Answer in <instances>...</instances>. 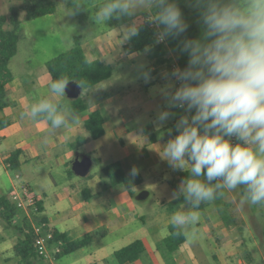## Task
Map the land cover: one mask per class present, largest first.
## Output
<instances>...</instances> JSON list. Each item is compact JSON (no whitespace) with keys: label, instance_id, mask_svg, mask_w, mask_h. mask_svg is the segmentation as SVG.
Listing matches in <instances>:
<instances>
[{"label":"crops","instance_id":"obj_1","mask_svg":"<svg viewBox=\"0 0 264 264\" xmlns=\"http://www.w3.org/2000/svg\"><path fill=\"white\" fill-rule=\"evenodd\" d=\"M122 35V28L117 26L88 37L82 43L89 60L100 59L111 63L115 66V70L110 78L82 90L81 94H84L82 101L87 108L81 112L74 113L63 97H56L51 93L49 88L51 76L46 63L39 65L36 70L28 69L24 75L15 74L13 80L6 85L7 98L13 104L0 110V117H8L11 120L8 126L0 130V151L7 153V157L13 150L21 151L18 171L22 183L27 184L33 190L30 179L25 178L21 170L23 164H39L46 161L48 164L54 162L66 168L68 164H72L77 154H87L92 158V165L95 159L100 167L99 172L92 175L89 173L84 177L73 172L75 176H66L64 183L57 182L50 177L51 184L47 191L42 189L38 193L35 192L40 198L37 204V217L44 219L52 230L67 233L72 239L91 234L95 242L94 238H97L99 233L98 236L102 237L118 235L121 229L136 223V219L143 221L144 218H152L153 215L158 214L146 211H141L139 214L137 211L138 206L135 201L141 200H137L135 195L139 193L137 192L138 187L148 180L158 185L160 204L158 208L163 209L165 206L171 208L166 217L154 223L153 231L168 229L170 218L174 213L190 210L185 207V203L170 206L173 201L172 194L177 190L173 182L182 176L183 171H173L157 150L169 139L174 138L178 132L177 130L169 131L163 124L158 127L160 132L162 131L161 134L157 133L153 121L143 120L152 117L154 101L148 89L155 80L152 78L143 85L133 84L129 76H131L130 72L136 68L135 57L141 52L126 51L124 46L128 41H125ZM150 65L146 67V70L153 74L158 68ZM161 74L160 77H162ZM27 79L30 83H27ZM31 87L36 89L28 91ZM157 92L161 93L160 90ZM41 99H49L57 103L61 109L66 107L76 119L70 120L68 127L52 132L49 131V123L43 119L32 120L22 116L26 108ZM130 109H134V113H131ZM165 110L170 111L166 108L163 111ZM93 111H100L104 118V133L98 138H92L84 125L85 119ZM79 137L84 138L80 144L76 142ZM112 162H120L127 174L136 169L141 175L142 182L133 188L134 194L123 186H103L101 177L103 167ZM36 184L43 185L37 182ZM0 192H4L1 182ZM9 192L6 195L9 196ZM204 206H206L204 209L207 214H210L209 217L214 215V208L211 204ZM200 209L203 208L200 206ZM13 223H17V218L13 219ZM6 234L12 235L10 231L0 227V264H7L10 260L19 264L20 260L13 250L19 236L12 241ZM163 238L155 239L153 243H150L146 237H143L141 241L145 245L148 260L145 259L142 262L140 257L123 264H166L165 257L157 250V245ZM213 243L215 242L211 241L210 246L213 247ZM245 245L248 250L244 255L233 258L223 254L217 256L212 252L210 257L216 264V260L220 264H264V240L258 243L252 239ZM87 247L74 253L82 252ZM248 252L250 254H247ZM172 256L173 264H198L195 255H186L185 252L179 251ZM54 261L37 258L32 264H53ZM92 261L98 264H120L115 259L108 261L103 257H97L86 264Z\"/></svg>","mask_w":264,"mask_h":264},{"label":"clouds","instance_id":"obj_2","mask_svg":"<svg viewBox=\"0 0 264 264\" xmlns=\"http://www.w3.org/2000/svg\"><path fill=\"white\" fill-rule=\"evenodd\" d=\"M193 3L200 10L203 36L183 41L181 50L189 56L188 65L171 73L180 87L173 92L168 84L160 91L169 108L195 109V114L191 119L181 117L175 126L178 135L157 150L173 171L189 174L171 199L183 197L190 210L177 211L170 218L174 235L189 244L200 239L196 209L225 191L242 187L241 204L264 206V0ZM138 12H146L148 22L162 27L157 42L187 31L181 10L171 0H107L96 12L95 22L108 25L113 18L133 17ZM138 34L134 23L124 30L123 39ZM143 78L147 82L150 76L145 73ZM68 83L65 78L51 82V93L66 96ZM172 115L161 111L157 127ZM22 116L43 119L52 132L76 119L66 107L61 109L49 99L31 104ZM232 137L238 142L233 144ZM137 174L136 169L130 173Z\"/></svg>","mask_w":264,"mask_h":264},{"label":"rangeland","instance_id":"obj_3","mask_svg":"<svg viewBox=\"0 0 264 264\" xmlns=\"http://www.w3.org/2000/svg\"><path fill=\"white\" fill-rule=\"evenodd\" d=\"M56 1L58 2V7L54 13L33 20H25L24 12L21 11V36L18 43V54L9 64L14 75H24L28 69L36 70L42 63H46L52 57L66 51L72 46L74 36H81L82 43H84L86 38L104 32L103 30L106 25L92 23L93 21L95 22L96 12H88L89 7L83 8L79 3H75V5L72 3V5L68 6V0ZM19 4L20 2L17 0H0V14L8 15L9 8L13 5L18 6ZM176 4L177 6L181 4L188 5V8L193 7L188 4V0H176ZM77 5L80 7L77 8ZM190 11L191 10L189 9L188 18L193 20L198 27L196 39H201L203 36L202 22H197ZM147 15L146 12H138L135 16L128 17V21L119 25V27L122 28V32L124 33V30L134 23L139 24L143 21L148 22ZM182 17L186 22L183 14ZM152 25L155 26L154 24ZM157 29L158 31H161L162 27ZM170 56L169 62L158 65L155 63V59L150 58L149 49H146L135 57L136 68L130 72L131 76H129L130 79L133 80L134 85H143L154 78V83H151L148 89L154 101V110L151 119L147 118L143 120L150 122L153 121L156 132L160 134L162 131L160 132L158 129L156 121L158 114L165 108L167 110L170 109L169 112L173 114L164 123V126H166L169 131L176 130L175 126L178 122L177 119H180L185 115L191 119L192 116L190 112L186 111V107L169 108L167 100L161 93L158 94L159 92H157L168 84L172 85L171 91L173 92L180 87L181 82H177V80L171 76V73L173 72L171 64L176 61V56L174 54H171ZM150 64L155 67L157 66L158 68L157 70H154L155 73L153 74L146 70V67ZM145 73H148L150 76V79L147 82L143 78ZM160 74L162 77H160ZM166 75L168 78H165ZM26 81L27 83H30L29 79ZM28 89V91H31L36 88L31 87ZM83 96L84 94L82 93L78 99L82 100ZM63 98L64 101L69 104V100L65 97ZM129 111L134 113V109H130ZM201 131L203 130L201 129ZM176 135H174V137ZM6 157L7 153H0V182L2 183V189L4 190L3 193L0 192V195L6 194L8 191L11 192V190L18 188L23 184L21 178L16 177V174L19 173V171L9 168L7 163H5ZM21 170L23 171L25 178L28 177L30 179V185L34 192L37 193L42 189L47 191L48 186L51 184L50 177L57 182L64 183L63 180L66 176H75L73 172H71L70 164L65 168L63 165L58 166L54 164V162L48 164L46 161L39 164H23ZM99 170L100 167L94 159L89 175L95 174L99 172ZM188 176L189 174L183 171L182 176H179L178 179L173 182L175 189H178L181 181ZM148 181H146L144 185L138 187L137 192L147 190L150 192V196L145 200L135 201L138 206L137 211L139 214L141 211H146L148 213L157 212L158 214L153 215L152 218H144L143 221L136 219V223L121 229L118 235L102 237L98 236L99 233L97 238H94L95 242L92 241L93 243L88 245V247L82 252L79 251L78 253L63 255L60 256L58 260H55V257L48 260H55L53 264H86L88 261L97 259V257H103L110 261L115 259L114 252L116 250L137 239L142 240L143 237H146L148 242L153 243L155 239L165 237L168 234V229L163 228L162 230L155 232L153 231V225L157 220L160 221L162 218L166 217L171 208L169 206H165L166 209L158 208L160 206L158 202V185ZM36 182L43 183V185H37ZM243 195L244 189L241 187L232 192L225 191L224 195L221 197L222 203L227 205L223 206V211L227 214V217H229V225H227L225 220L222 219L221 214L217 211L216 206H214V202L201 204L203 209H196V211L200 213V224L196 226L200 237L199 241L195 244H189L185 240L182 247L176 252L180 251L183 253L185 252L186 255H195L198 264H216L210 257L212 252L217 256L223 254L234 258L246 254L248 249L246 248L245 243L248 244L252 239L258 243H260L262 239L264 240V206L241 204L240 201L243 199ZM207 204H211L212 208H214V215H211V217H209L210 214L208 215L207 211L204 209V207H206L204 205ZM20 212L21 213L18 215L19 217H16L17 223H14L15 225L26 228L24 226V220L31 225L36 221L35 217L37 214V208L32 207L21 209ZM0 227H2L3 230H8L12 233V235L6 234V236L11 238L12 241H15L20 234L18 229L13 228L6 223L5 218L1 214ZM210 240L215 242L213 243V247L209 244L211 242ZM227 241L228 243H225ZM145 253L141 256L142 262H144L145 259L148 260V254ZM175 253L165 255L166 264H173L172 255ZM167 256H169V258ZM216 261L217 264H220L218 260ZM7 264L15 263L13 260H10Z\"/></svg>","mask_w":264,"mask_h":264},{"label":"trees","instance_id":"obj_4","mask_svg":"<svg viewBox=\"0 0 264 264\" xmlns=\"http://www.w3.org/2000/svg\"><path fill=\"white\" fill-rule=\"evenodd\" d=\"M17 1H19L20 4L18 6H11L8 15L0 14V110L3 107L13 104V102L7 98L6 85L14 78V74L9 67V62L18 51V43L21 36V11L24 12L25 20H33L54 13L58 7V2L56 0ZM67 2L68 6L72 5V3L74 5L75 3H79L83 8L89 7L88 12H97L107 0H68ZM171 2L176 3V0H171ZM188 4L193 7L188 8V5L182 4L178 6L187 24V31L182 35L178 37H167L164 42H157V27L151 25L150 22L143 21L138 24L139 34L128 40L127 44L124 46L125 50L130 52H143L149 49L150 58L155 59V63L158 65L169 62L170 55L174 54L180 70H184L188 65L189 56L181 50L183 41L187 39H196L198 34L196 23L188 18L189 9L196 21L201 22L200 10L194 6L193 0H188ZM127 18L128 17L111 19L108 21V25H106L103 31L111 30L127 22ZM92 23L96 24L94 21ZM45 65L51 76V82L60 78H65L68 81L75 80L80 83L82 90L91 88L99 82L110 78L115 70V66L111 63H106L100 59L89 60L83 50L81 36H74L72 46L66 51L49 59ZM65 98L69 100L70 107L74 113L81 112L87 108L83 101L78 98L69 99L67 96H65ZM190 113L194 115L195 110L193 109ZM10 122V118L0 117V130L8 126ZM103 122L104 118L100 111L91 112L85 119L84 125L92 138H98L103 135ZM83 141L84 138L79 137L76 142L80 144ZM20 154L21 151L19 149L9 153L6 159L9 168L19 170ZM101 177L103 186H123L132 194H134L133 188L142 182V177L139 173L134 177L127 174L120 162H112L105 165ZM221 197L222 196H218L213 202L217 211L221 214L222 219L229 225V217H227V214L223 211V206L227 205L222 203ZM181 203H185L183 197L179 200L171 201L170 206H179ZM20 210L21 209L10 200L8 195H0V214L5 218L9 226L18 229L20 233L13 247L14 254L19 258V264H32L34 259L43 257L37 253L34 246L35 233L32 225L25 220L24 226L26 228L17 226L13 223V219L19 217L18 215L21 213ZM35 218L37 222L40 220L45 221L42 218H38L37 215ZM53 234V242L59 243L58 245L60 247V252L55 255V259L87 247L93 241V236L91 234H86L77 239H72L67 233L55 230H53ZM184 241L185 239L183 237L174 235V230L169 224L168 234L159 242L157 250L165 257L167 254L175 253ZM145 250L144 243L137 239L116 250L114 256L118 263L123 264L139 259L143 253H145ZM247 254L250 253L248 252ZM89 264L98 263L92 262Z\"/></svg>","mask_w":264,"mask_h":264},{"label":"built area","instance_id":"obj_5","mask_svg":"<svg viewBox=\"0 0 264 264\" xmlns=\"http://www.w3.org/2000/svg\"><path fill=\"white\" fill-rule=\"evenodd\" d=\"M177 68L180 69L178 62L175 61L171 64V69L172 71H174ZM231 141L233 144L237 143L235 137H232ZM16 177L20 178V174L17 173ZM9 198L20 209H28L32 207L37 208L36 206L40 199L37 194L33 190H31V188L25 183H23L20 187L11 190V192L9 193ZM32 227L35 233L34 246L37 253L47 260L55 257V255L60 252V247L58 245L59 243L53 242V230L49 227L48 223L43 220H40L38 222L34 221L32 223Z\"/></svg>","mask_w":264,"mask_h":264},{"label":"water","instance_id":"obj_6","mask_svg":"<svg viewBox=\"0 0 264 264\" xmlns=\"http://www.w3.org/2000/svg\"><path fill=\"white\" fill-rule=\"evenodd\" d=\"M82 92V86L75 80H70L67 89L66 96L69 99H76ZM92 166V158L87 154H77L71 164L72 171L80 176H87L90 173ZM149 191L142 190L136 195L137 200H144L148 197Z\"/></svg>","mask_w":264,"mask_h":264}]
</instances>
